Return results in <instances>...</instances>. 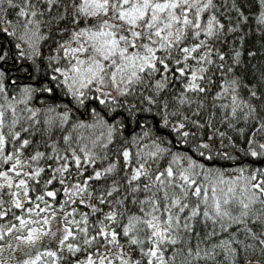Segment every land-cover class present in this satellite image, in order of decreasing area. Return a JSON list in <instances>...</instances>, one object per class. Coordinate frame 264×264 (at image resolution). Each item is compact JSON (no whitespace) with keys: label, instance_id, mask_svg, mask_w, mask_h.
I'll list each match as a JSON object with an SVG mask.
<instances>
[{"label":"snow or ice","instance_id":"1","mask_svg":"<svg viewBox=\"0 0 264 264\" xmlns=\"http://www.w3.org/2000/svg\"><path fill=\"white\" fill-rule=\"evenodd\" d=\"M0 264H264V0H0Z\"/></svg>","mask_w":264,"mask_h":264},{"label":"trees","instance_id":"2","mask_svg":"<svg viewBox=\"0 0 264 264\" xmlns=\"http://www.w3.org/2000/svg\"><path fill=\"white\" fill-rule=\"evenodd\" d=\"M255 39H258L257 37H252V40H255ZM251 42V41H250ZM255 61H253V63H254Z\"/></svg>","mask_w":264,"mask_h":264}]
</instances>
